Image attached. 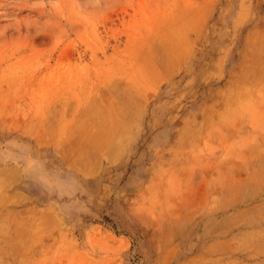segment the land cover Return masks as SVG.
<instances>
[{"label": "rangeland", "instance_id": "374dc122", "mask_svg": "<svg viewBox=\"0 0 264 264\" xmlns=\"http://www.w3.org/2000/svg\"><path fill=\"white\" fill-rule=\"evenodd\" d=\"M0 264H264V0H0Z\"/></svg>", "mask_w": 264, "mask_h": 264}, {"label": "bare ground", "instance_id": "6f19581e", "mask_svg": "<svg viewBox=\"0 0 264 264\" xmlns=\"http://www.w3.org/2000/svg\"><path fill=\"white\" fill-rule=\"evenodd\" d=\"M2 172V171H1ZM4 173V172H3Z\"/></svg>", "mask_w": 264, "mask_h": 264}]
</instances>
